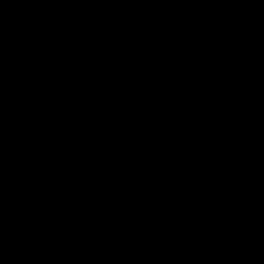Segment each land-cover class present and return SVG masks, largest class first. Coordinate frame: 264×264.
<instances>
[{"label": "water", "instance_id": "water-1", "mask_svg": "<svg viewBox=\"0 0 264 264\" xmlns=\"http://www.w3.org/2000/svg\"><path fill=\"white\" fill-rule=\"evenodd\" d=\"M0 264H264V0H0Z\"/></svg>", "mask_w": 264, "mask_h": 264}]
</instances>
